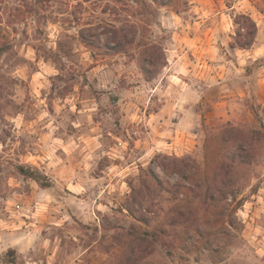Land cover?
Listing matches in <instances>:
<instances>
[{"label": "rangeland", "instance_id": "1", "mask_svg": "<svg viewBox=\"0 0 264 264\" xmlns=\"http://www.w3.org/2000/svg\"><path fill=\"white\" fill-rule=\"evenodd\" d=\"M0 1V264H264V0H44L24 13L33 0ZM240 13L257 26L248 48L230 46ZM114 40L120 51L102 44ZM145 44L164 62L150 80L138 65ZM182 54L189 86L174 78L172 88ZM182 91L196 134L157 142L171 137L147 115ZM227 125L258 131L251 162L229 178L242 198L234 228L218 225L222 203L205 211L202 189L155 162L165 187L137 198L149 225L127 212L156 155L228 160L226 142L208 160L204 148ZM176 207L212 227L200 238L148 234L136 253L137 236Z\"/></svg>", "mask_w": 264, "mask_h": 264}, {"label": "trees", "instance_id": "2", "mask_svg": "<svg viewBox=\"0 0 264 264\" xmlns=\"http://www.w3.org/2000/svg\"><path fill=\"white\" fill-rule=\"evenodd\" d=\"M44 0H33L32 3H26L27 9L23 12H37L38 4ZM154 2H159L158 0H153ZM1 3V1H0ZM163 3V1H162ZM2 18V12L0 10V19ZM1 22V21H0ZM234 22L239 25V28L235 31L234 42L230 44L231 47L238 48H248L254 41L257 26L254 20L249 15L246 14H237L234 18ZM244 31V35L242 34ZM116 32V31H114ZM80 37L83 42H86V36L83 33H80ZM91 42H88V44ZM105 48L112 49L115 51H120L121 47L119 42H103ZM155 46H150L145 44V48L141 51L139 56L138 65L148 80L152 79L155 75L156 69L161 67L164 62L158 63L157 56L152 57V51ZM163 53V52H162ZM257 130L243 131L239 128H233L231 126H225L220 130L219 136L210 137L205 139L204 148L208 156L210 152L214 149L217 150V145L215 142L219 139L222 142H226V158L228 160L221 161L218 158H211L209 163H205L203 167H200L195 163V160L192 159L189 155L177 157V156H168V155H156L155 158L149 163L146 168V176L143 177L141 185L139 186H130V191L126 194L125 197V209L127 212L137 221L142 222L145 225H149V213L150 206L144 207L141 203L137 201L138 196L144 191L147 193H154L155 191L164 188V181L159 178L155 169L153 168V163L155 162L157 166L166 173H176L178 176L186 179L191 184H196L200 189H202V204H206L204 210H208L212 205L216 207L214 203H222L220 213L222 215V220L218 225L220 227L234 228L233 215L236 209L242 204V198L237 197L239 188H233L232 180L230 176L234 175V169L244 163H250V151L253 148L254 141L258 140ZM206 159V156H205ZM190 163H195L196 165H190ZM24 171V170H22ZM29 176L38 182V176L31 172L27 171ZM193 179L195 181H193ZM42 184V183H40ZM205 184V185H204ZM143 190V191H142ZM228 196H230V201H227ZM224 203V204H223ZM231 206L230 209L227 208ZM205 210V211H206ZM232 215V217H231ZM165 222L162 224L152 227L151 230H144L141 234L137 236L138 243L135 246L136 253H144L148 245L151 244V241L148 239V234L155 236L156 238L161 236H170L176 235L177 231L181 229V233L184 238H200L203 233L210 227V223L196 222L195 220H189L184 217V212L179 210L177 207L174 208V212L171 215H167ZM226 226V227H225ZM132 227H135V224L132 223L129 230H132ZM208 231V230H207ZM141 257V255H140ZM135 259L132 257L127 258L126 264H133Z\"/></svg>", "mask_w": 264, "mask_h": 264}, {"label": "crops", "instance_id": "3", "mask_svg": "<svg viewBox=\"0 0 264 264\" xmlns=\"http://www.w3.org/2000/svg\"><path fill=\"white\" fill-rule=\"evenodd\" d=\"M186 53V52H185ZM185 54H182L179 58L174 60V70L175 72L169 73L172 83L170 84L173 88L174 78L180 80L186 86H189V83L182 79V75L188 73L190 70L187 67V64L181 62V57H184ZM195 91H198L195 89ZM185 94L184 91L178 92V96L173 95L166 97L156 109L148 113L147 118L149 121H152L153 127L157 130L160 136L171 137L169 139H156L157 142H164L166 140L167 145H173L175 141L183 140L186 137V141L190 138H187V135H195L193 131L197 125L198 113L195 110L193 104L184 102L182 96ZM161 100V98H160ZM170 112L168 115L167 113ZM175 116V119L172 117ZM193 138H191L192 140Z\"/></svg>", "mask_w": 264, "mask_h": 264}]
</instances>
